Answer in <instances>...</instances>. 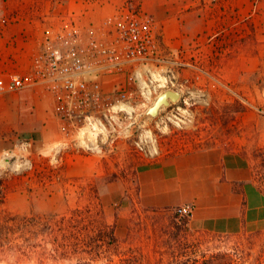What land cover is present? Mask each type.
<instances>
[{
  "label": "rangeland",
  "instance_id": "obj_1",
  "mask_svg": "<svg viewBox=\"0 0 264 264\" xmlns=\"http://www.w3.org/2000/svg\"><path fill=\"white\" fill-rule=\"evenodd\" d=\"M47 1L0 0V16L10 21L34 8L39 11ZM53 1L66 12L108 16L124 0ZM132 1L152 16L145 1L175 7L178 14L194 10V1L198 2ZM252 1L258 3L253 12L257 14L264 0ZM101 10L106 12L100 15ZM202 68L203 75L193 79L197 83L190 88L182 92L170 88L180 92L179 99L153 116L146 109L147 117L124 137L102 141L89 152L76 147L68 150L69 143L62 147L70 155H97L111 149L107 161L102 157L106 175L67 177L58 150L53 155L28 154L25 142L14 152L0 154V203L3 200L4 207L19 215L13 220L0 216V264H264V222L250 226L246 221L238 234L196 232L174 212L143 208L128 195L117 200L109 196L110 180L129 168V159L219 145L249 158L261 196L253 192L245 205L260 210L264 203V83L250 94L229 82L221 84L226 79H220L217 71ZM139 138L145 152L136 145ZM119 142L127 150L124 155L114 153ZM4 207L0 204V211Z\"/></svg>",
  "mask_w": 264,
  "mask_h": 264
},
{
  "label": "crops",
  "instance_id": "obj_2",
  "mask_svg": "<svg viewBox=\"0 0 264 264\" xmlns=\"http://www.w3.org/2000/svg\"><path fill=\"white\" fill-rule=\"evenodd\" d=\"M254 3L203 0L201 4L198 0L194 1L197 8L178 14L175 7L144 2L163 27L164 46L173 53L185 51L190 66L177 70L174 81L180 92L197 83L195 78L203 75L202 67L226 79L219 81L221 84L229 82L250 94L258 92L264 83V1L257 14L253 12L258 3ZM62 9L48 0L39 11L34 8L24 16H12L10 21L0 16V72L7 75L28 69L42 31L48 25H58L60 14L66 13ZM81 17L97 22L105 16ZM73 138L54 115L52 100L42 86L1 94L0 154L14 152L25 142L28 154L53 155L58 150L67 177L106 175L102 157L107 161L112 150L97 155H70L62 147ZM123 144L117 146L115 154L127 152ZM127 161L129 168L110 180L111 200L112 196L117 200L128 195L143 208L168 212L188 204L191 211L184 219L188 229L196 232L238 234L246 221L250 226L264 222V203L256 211L245 205L253 192L259 197L261 193L255 186L252 164L243 152L218 145Z\"/></svg>",
  "mask_w": 264,
  "mask_h": 264
},
{
  "label": "built area",
  "instance_id": "obj_3",
  "mask_svg": "<svg viewBox=\"0 0 264 264\" xmlns=\"http://www.w3.org/2000/svg\"><path fill=\"white\" fill-rule=\"evenodd\" d=\"M60 16L42 31L25 72H0V93L42 86L62 128L74 135L71 148L89 152L137 129L154 98L174 86L176 71L190 66L185 51L164 46L160 22L132 0L97 22L84 21L83 13ZM136 145L144 151L141 138ZM190 211L186 204L173 212L184 218Z\"/></svg>",
  "mask_w": 264,
  "mask_h": 264
},
{
  "label": "water",
  "instance_id": "obj_4",
  "mask_svg": "<svg viewBox=\"0 0 264 264\" xmlns=\"http://www.w3.org/2000/svg\"><path fill=\"white\" fill-rule=\"evenodd\" d=\"M180 98V92L174 89H166L160 92L152 101V104L147 108L148 116H153L158 113V110L166 105L169 106L175 99Z\"/></svg>",
  "mask_w": 264,
  "mask_h": 264
},
{
  "label": "trees",
  "instance_id": "obj_5",
  "mask_svg": "<svg viewBox=\"0 0 264 264\" xmlns=\"http://www.w3.org/2000/svg\"><path fill=\"white\" fill-rule=\"evenodd\" d=\"M1 182V181H0ZM0 185H1V183H0ZM1 205H3V207H4V201L2 200L1 201V203H0ZM0 216H1V218L2 219H10V220H13V219H15V217L16 216H19V215H17L16 213H14V212H12L11 210H9L8 208H7V206H5L1 211H0ZM25 221H28L27 219H24ZM219 261V260H218ZM202 264H207L206 262H201ZM219 263V262H218ZM217 263V264H218ZM193 264H198V262H193ZM219 264H224V261H222L221 263H219Z\"/></svg>",
  "mask_w": 264,
  "mask_h": 264
}]
</instances>
